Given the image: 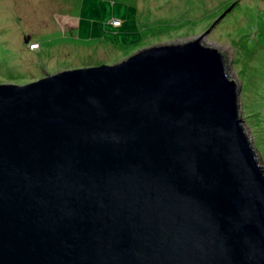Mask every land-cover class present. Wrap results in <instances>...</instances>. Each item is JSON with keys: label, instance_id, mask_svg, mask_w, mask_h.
Returning <instances> with one entry per match:
<instances>
[{"label": "water", "instance_id": "1", "mask_svg": "<svg viewBox=\"0 0 264 264\" xmlns=\"http://www.w3.org/2000/svg\"><path fill=\"white\" fill-rule=\"evenodd\" d=\"M239 91L200 36L1 82L0 264H264Z\"/></svg>", "mask_w": 264, "mask_h": 264}, {"label": "rangeland", "instance_id": "2", "mask_svg": "<svg viewBox=\"0 0 264 264\" xmlns=\"http://www.w3.org/2000/svg\"><path fill=\"white\" fill-rule=\"evenodd\" d=\"M133 7L142 18L135 29ZM114 18L127 19L125 28L135 39L127 35L122 43ZM29 35L69 40L37 52L24 43ZM199 36L220 51L227 74L240 84L239 115L264 168V0H0V82L117 63L153 44Z\"/></svg>", "mask_w": 264, "mask_h": 264}, {"label": "trees", "instance_id": "3", "mask_svg": "<svg viewBox=\"0 0 264 264\" xmlns=\"http://www.w3.org/2000/svg\"><path fill=\"white\" fill-rule=\"evenodd\" d=\"M55 1V0H54ZM139 12H137V9H134V7L133 8H130V16L132 17V22L131 23H133L134 24V27H133V29H135V23L137 24V26L138 25H140V21H142V18H139ZM115 20H117V24L115 25V27H116V29H115V31H117V33L116 34H121V42L122 43H124V42H127L126 41V36L127 35H129V40H133V39H135V36H134V34H133V36H131L129 33H131L132 34V32H130V31H128V30H126V28H125V24H126V22L128 21L127 19H119V18H114ZM119 26V27H118ZM139 27V26H138ZM59 32H57L56 31V35L58 34ZM125 34V35H124ZM56 35H55V38L54 39H52V36H50V37H46V38H44V40H37V39H30V41L32 42V41H36V42H38V49H35L34 51H40V49H42V50H44L46 47H48V44H53V43H63L64 41H66V40H69V39H64V37L62 38V37H60V39H58V38H56ZM124 35V36H123ZM62 38V39H61ZM70 39H73L74 40V38H70ZM87 40L88 39H85V40H83V41H81V43H84V42H87ZM79 48L82 46V45H77ZM28 50H30L29 48H28ZM31 50H33V49H31ZM30 50V51H31ZM0 53H2V51H0ZM1 58V57H0ZM100 63H104V62H99V63H96V64H89V65H86V67H88V66H93V65H97V64H100ZM85 66V65H84ZM75 68V67H74ZM27 82H30V81H26V82H24V83H27ZM23 83V82H22ZM23 83V84H24ZM253 146H254V148H255V150L258 148L254 143H253ZM259 150H261V152L263 153V151L262 150H264V142L261 144V148H259ZM262 155V154H261ZM263 157V156H262Z\"/></svg>", "mask_w": 264, "mask_h": 264}, {"label": "clouds", "instance_id": "4", "mask_svg": "<svg viewBox=\"0 0 264 264\" xmlns=\"http://www.w3.org/2000/svg\"><path fill=\"white\" fill-rule=\"evenodd\" d=\"M26 37H29V39H28V42L26 43V46H27V48H29L30 50L31 49H33V50H35V49H38V42H35L37 45H36V47H30V45H32V44H34V43H31V41H30V35L29 36H24V39L26 38ZM33 42V41H32ZM25 43V42H24ZM200 43L202 44V45H204L203 44V42H201V40H200ZM206 46V45H205ZM209 47H211V46H209ZM217 49V48H216ZM218 50V49H217ZM219 51V50H218ZM220 52V51H219ZM224 61V60H223ZM107 64H111V63H107ZM113 64V63H112ZM94 66V65H93ZM224 66H225V69H226V65H225V61H224ZM75 68H77V67H75ZM72 69V68H71ZM65 70V69H64ZM46 74H50V73H46ZM45 74V75H46ZM228 75V74H227ZM42 76H44V75H41V76H39L38 78H40V77H42ZM229 76V75H228ZM230 77V76H229ZM38 78H36V79H38ZM231 78V77H230ZM35 79V80H36ZM232 79V78H231ZM33 81V80H32ZM1 83V82H0ZM13 83H15V82H13ZM17 84H22V83H17ZM240 85V84H239Z\"/></svg>", "mask_w": 264, "mask_h": 264}, {"label": "built area", "instance_id": "5", "mask_svg": "<svg viewBox=\"0 0 264 264\" xmlns=\"http://www.w3.org/2000/svg\"><path fill=\"white\" fill-rule=\"evenodd\" d=\"M36 45H37V44L35 43V44H32L31 46L36 47Z\"/></svg>", "mask_w": 264, "mask_h": 264}]
</instances>
